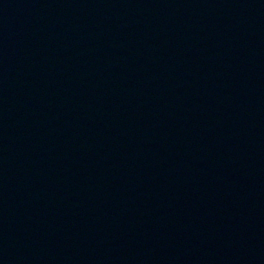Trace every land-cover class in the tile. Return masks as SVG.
<instances>
[{"label":"water","instance_id":"95a60500","mask_svg":"<svg viewBox=\"0 0 264 264\" xmlns=\"http://www.w3.org/2000/svg\"><path fill=\"white\" fill-rule=\"evenodd\" d=\"M0 264H264V0H0Z\"/></svg>","mask_w":264,"mask_h":264}]
</instances>
